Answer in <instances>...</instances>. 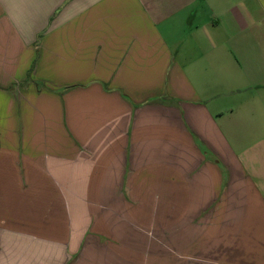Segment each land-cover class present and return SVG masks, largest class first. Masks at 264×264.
<instances>
[{
	"label": "crops",
	"instance_id": "0c3cea01",
	"mask_svg": "<svg viewBox=\"0 0 264 264\" xmlns=\"http://www.w3.org/2000/svg\"><path fill=\"white\" fill-rule=\"evenodd\" d=\"M0 264H264V0H0Z\"/></svg>",
	"mask_w": 264,
	"mask_h": 264
}]
</instances>
